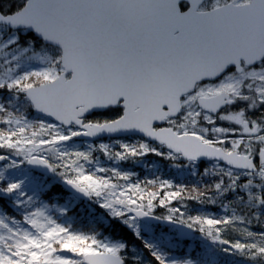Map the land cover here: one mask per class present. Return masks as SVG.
Listing matches in <instances>:
<instances>
[{"label":"snow or ice","instance_id":"obj_1","mask_svg":"<svg viewBox=\"0 0 264 264\" xmlns=\"http://www.w3.org/2000/svg\"><path fill=\"white\" fill-rule=\"evenodd\" d=\"M231 257L264 264V0H0V264Z\"/></svg>","mask_w":264,"mask_h":264},{"label":"rangeland","instance_id":"obj_2","mask_svg":"<svg viewBox=\"0 0 264 264\" xmlns=\"http://www.w3.org/2000/svg\"><path fill=\"white\" fill-rule=\"evenodd\" d=\"M136 139H139V138H136ZM82 142H83L82 140L77 138L76 143L78 146L82 145ZM104 142H109V141L107 139H105ZM95 155L99 156L100 160L102 162H104L105 166H111V163L108 162L106 160V158L101 153L96 152ZM165 161L168 162L167 160H165ZM168 163H169V166L171 167L172 164L170 162H168ZM122 167L124 170L131 171V172L136 174L133 177L134 180L140 179L139 178V172L140 171L145 172V170L155 169L154 174H156L157 173L156 171L158 170V164H156L155 166L149 165L146 157L139 158L136 161L129 160L126 163H122ZM180 173L188 174V172L186 170L180 171ZM144 175L146 176L145 173H144ZM158 178L159 179H167V178H161V176H158ZM146 179H147V176H146V178H141V181H144ZM183 203L187 205V208L191 214H197L198 211H203L209 215H223L224 214V210L222 208H220L219 205L212 206V205H208V204H200L196 201H191V200H185ZM173 205L180 206L176 201H173ZM77 207H78V211H81V208H83L84 209L83 213L88 212V209L86 207H84L83 204L78 205ZM182 210H184V209L182 208ZM97 211H100V210L97 209ZM156 212H157V214H166V209L158 208V209H156ZM167 230L168 229L165 228V231H167ZM181 247L183 249V246H181ZM187 250L191 251V248H188ZM229 259L236 261V264H241V258H239V257H231Z\"/></svg>","mask_w":264,"mask_h":264},{"label":"trees","instance_id":"obj_3","mask_svg":"<svg viewBox=\"0 0 264 264\" xmlns=\"http://www.w3.org/2000/svg\"><path fill=\"white\" fill-rule=\"evenodd\" d=\"M146 159L149 165H154L155 163H158L160 165V170H158L160 175L169 180H172L176 184H186L191 187L192 185L198 184L200 182L199 177L192 176L186 173H180L178 169H175V167L173 166L170 167L166 161H161L156 156L148 155ZM145 174L147 176V179H155L152 170L145 171ZM62 202L63 201H61V203ZM69 216H72L73 218L77 219V223L75 224L76 227L86 228V226L88 225V212L83 213L81 211H78V207L74 208L71 212H69ZM175 254L179 257L180 255H182V251H177Z\"/></svg>","mask_w":264,"mask_h":264},{"label":"water","instance_id":"obj_4","mask_svg":"<svg viewBox=\"0 0 264 264\" xmlns=\"http://www.w3.org/2000/svg\"><path fill=\"white\" fill-rule=\"evenodd\" d=\"M81 139H88V140H90V138H81Z\"/></svg>","mask_w":264,"mask_h":264}]
</instances>
